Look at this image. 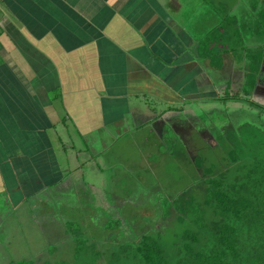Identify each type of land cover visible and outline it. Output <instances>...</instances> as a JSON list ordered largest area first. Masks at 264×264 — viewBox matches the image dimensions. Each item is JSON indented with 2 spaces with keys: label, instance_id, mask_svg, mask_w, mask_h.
Segmentation results:
<instances>
[{
  "label": "crops",
  "instance_id": "0c3cea01",
  "mask_svg": "<svg viewBox=\"0 0 264 264\" xmlns=\"http://www.w3.org/2000/svg\"><path fill=\"white\" fill-rule=\"evenodd\" d=\"M263 16L264 0H0V249L9 225L41 239L36 217L67 222L55 198L80 180L124 179L128 148L152 164L184 155L161 150L191 106L253 105Z\"/></svg>",
  "mask_w": 264,
  "mask_h": 264
},
{
  "label": "rangeland",
  "instance_id": "374dc122",
  "mask_svg": "<svg viewBox=\"0 0 264 264\" xmlns=\"http://www.w3.org/2000/svg\"><path fill=\"white\" fill-rule=\"evenodd\" d=\"M256 93L255 103L247 108L242 105L240 98L227 100L228 95L225 94H220L217 101L208 100L198 106H191L185 113V123L177 131L165 132V147L161 150L171 156L174 152L184 151L181 157L177 154L169 161L160 157L152 164L143 161L142 147H136L135 150L130 147L127 152L136 162L122 164L120 174L125 176L124 179L119 181L116 178L119 174L114 170L110 175H115V178L105 175L90 181L80 180L81 189L76 183V191H79L76 196L69 190L60 192V197L55 199L67 205H61L62 208L56 213L62 214L63 218L67 215L68 221L58 215L60 221L51 212L54 221L36 217L41 225V239L35 236V228L31 227L30 233L25 230L21 219L20 229L26 232L25 237L16 234V230L20 231L18 227L9 225L8 241L2 245L4 250L0 249V264H70L73 261L77 264L74 247L69 241L73 237L67 236L68 227H64L68 223H76L84 235L83 239L88 240L95 247L94 250L100 252L101 258L106 260L98 261L94 254L93 257L89 254L82 264H108L107 259L118 255L120 245L133 242L142 235L156 234L163 236L167 255L174 264L184 230H194L195 227L192 225L193 214L177 213L172 203L180 200L183 204H199L205 211V220L211 222L216 217L210 207L204 204V169L211 167L212 175L226 172L232 179L240 166L251 163L252 158L264 159V87ZM229 94L231 96L232 92ZM254 104L259 105V108ZM233 150L240 157L238 164L229 159L230 151ZM198 158L201 167L196 163ZM168 209L171 210L169 217L163 214ZM74 212L77 219H74ZM10 217L14 220V213ZM178 217H183L184 221H178ZM115 219H120L122 228L113 231L118 238L110 241L112 230L107 232L102 227L114 223ZM52 221L56 227H50ZM23 238H27V243L19 240ZM94 260L97 262L94 263ZM114 264L119 263L114 260Z\"/></svg>",
  "mask_w": 264,
  "mask_h": 264
},
{
  "label": "trees",
  "instance_id": "16d2710c",
  "mask_svg": "<svg viewBox=\"0 0 264 264\" xmlns=\"http://www.w3.org/2000/svg\"><path fill=\"white\" fill-rule=\"evenodd\" d=\"M258 31L264 34V16L258 22ZM258 64L259 60H255L250 68L246 87L249 94L260 70ZM229 159L234 164L241 161L235 150L230 151ZM196 163L198 167L202 166L200 158ZM203 172L206 184L204 204L210 207L216 219L207 222L205 211L199 204H183L180 200L172 203L177 213L193 214L192 225L195 227L194 230H184L174 264H264V159L252 158L251 163L240 166L232 179L226 172L212 175L211 167ZM170 213V209L163 211L164 216H170ZM178 221L183 222L184 218L178 217ZM66 227L73 237L77 264H82L89 254L92 257L94 254L98 261H106L88 240L83 239L76 223H68ZM104 228L107 232L112 230L110 241L116 240L118 236L113 231L121 230L122 224L120 219H115ZM117 252L118 255L107 259L108 264H114V260L119 264H172L161 234L142 235L133 242L120 245Z\"/></svg>",
  "mask_w": 264,
  "mask_h": 264
}]
</instances>
